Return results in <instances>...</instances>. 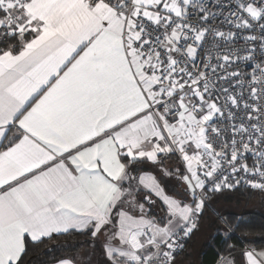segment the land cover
Segmentation results:
<instances>
[{"label":"snow or ice","instance_id":"obj_1","mask_svg":"<svg viewBox=\"0 0 264 264\" xmlns=\"http://www.w3.org/2000/svg\"><path fill=\"white\" fill-rule=\"evenodd\" d=\"M241 190L264 194V0H0V264L73 234L182 264ZM219 219L213 264H264Z\"/></svg>","mask_w":264,"mask_h":264},{"label":"trees","instance_id":"obj_2","mask_svg":"<svg viewBox=\"0 0 264 264\" xmlns=\"http://www.w3.org/2000/svg\"><path fill=\"white\" fill-rule=\"evenodd\" d=\"M254 192L256 191L224 192L217 198L222 196L228 197L230 195L245 198ZM240 216H243L250 223L247 226L242 225L233 232L229 242L235 244L238 248L245 246L264 247V214L255 211H244L242 213L227 212L222 215V217L229 221H235ZM220 223L222 221L219 218L217 222L211 223L212 235L200 247V264H213L214 262L216 251L221 247L222 243L220 238L215 234L216 227ZM88 239L87 236L79 234L61 236L58 239L31 248L29 260L31 264H52L57 258L74 257L76 253L89 246Z\"/></svg>","mask_w":264,"mask_h":264},{"label":"rangeland","instance_id":"obj_3","mask_svg":"<svg viewBox=\"0 0 264 264\" xmlns=\"http://www.w3.org/2000/svg\"><path fill=\"white\" fill-rule=\"evenodd\" d=\"M171 164H174V162ZM244 211H255L264 214V195L260 196L259 193L254 192L245 198L231 195L228 197L222 196L215 198L212 202H210L209 207L206 209L205 215L201 221L200 230L194 235V246L192 245V248L195 249V253L198 251V245L212 235L210 227L211 223L217 222L218 218L222 217L224 213H242ZM87 251H91L90 245L87 248ZM74 257L88 264L89 261H91V264L94 263L93 255L90 256V252H88V254L78 252Z\"/></svg>","mask_w":264,"mask_h":264},{"label":"crops","instance_id":"obj_4","mask_svg":"<svg viewBox=\"0 0 264 264\" xmlns=\"http://www.w3.org/2000/svg\"><path fill=\"white\" fill-rule=\"evenodd\" d=\"M170 163V166L172 165L171 163L172 162H169ZM165 186H166V190L169 191V193H177L179 194L181 192V186L179 184L178 181L176 180H167L165 181ZM256 193H259L260 196H263L264 194L260 193L259 191ZM262 200V199H261ZM194 239V238H192ZM192 239L190 240L189 244L187 245V248L186 250L181 253V255L178 257L179 260H181L182 264H200V259H199V255H200V247L202 246V244L205 242H202L198 245V251H196L195 253V249L192 248V245L194 246V243L192 241ZM207 240V239H206ZM89 246L83 248L81 251V253H85V254H88V252L91 253V251H87V248ZM93 255V260H94V263L93 264H96V261L99 259V251H97L95 254H91L90 256ZM72 258H75V257H72ZM76 260V264H88V263H85L83 261H80L78 260L77 258H75ZM54 264V263H52Z\"/></svg>","mask_w":264,"mask_h":264}]
</instances>
